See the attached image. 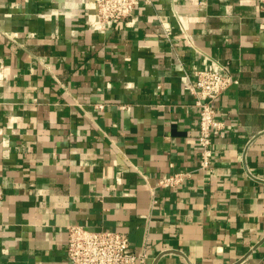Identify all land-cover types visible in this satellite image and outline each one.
<instances>
[{
    "label": "crops",
    "instance_id": "crops-1",
    "mask_svg": "<svg viewBox=\"0 0 264 264\" xmlns=\"http://www.w3.org/2000/svg\"><path fill=\"white\" fill-rule=\"evenodd\" d=\"M95 11L0 0V264H70L71 224L127 233L147 264H264L258 0H141L129 25L101 31ZM212 61L238 83L217 102L214 166L198 172L187 86ZM176 171L194 172L157 186Z\"/></svg>",
    "mask_w": 264,
    "mask_h": 264
},
{
    "label": "built area",
    "instance_id": "built-area-1",
    "mask_svg": "<svg viewBox=\"0 0 264 264\" xmlns=\"http://www.w3.org/2000/svg\"><path fill=\"white\" fill-rule=\"evenodd\" d=\"M141 0H96V11L90 22L92 31L105 30L111 23L126 22L140 5ZM260 24L264 30V0H258ZM181 30L186 33V25L180 19ZM196 81L187 86L195 96V106L199 109L198 143L200 159L198 172H210L216 157L214 135L224 130V123L217 119V102L223 93L238 83L229 69V63L212 61L204 68H195ZM0 77H3L0 74ZM103 105H98L103 109ZM194 171H176L158 181L157 186L177 189L190 179ZM67 256L70 264H147L148 253L144 247L139 253L132 251L127 233L108 230H93L83 225L67 226ZM238 264H248L241 261Z\"/></svg>",
    "mask_w": 264,
    "mask_h": 264
}]
</instances>
